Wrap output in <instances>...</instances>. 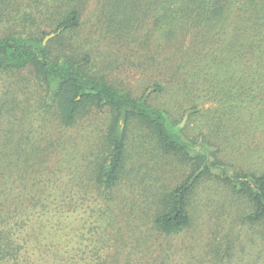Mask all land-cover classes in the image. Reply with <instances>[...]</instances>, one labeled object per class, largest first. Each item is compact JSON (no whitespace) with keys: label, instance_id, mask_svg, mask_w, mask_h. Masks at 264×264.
I'll list each match as a JSON object with an SVG mask.
<instances>
[{"label":"rangeland","instance_id":"1","mask_svg":"<svg viewBox=\"0 0 264 264\" xmlns=\"http://www.w3.org/2000/svg\"><path fill=\"white\" fill-rule=\"evenodd\" d=\"M94 17L90 4L78 28L48 39L53 57L89 55L88 73L135 98L161 85L148 102L185 136L216 147L231 169L264 174V67L242 74L227 54L238 45H138ZM16 32L54 26L29 0L0 2V37ZM113 118L104 107L65 126L31 66L0 70V264H264V220L249 222L248 198L207 175L189 196L185 229L154 226L165 194L199 164L162 152L143 122L127 127L119 183L109 194L98 187Z\"/></svg>","mask_w":264,"mask_h":264},{"label":"trees","instance_id":"2","mask_svg":"<svg viewBox=\"0 0 264 264\" xmlns=\"http://www.w3.org/2000/svg\"><path fill=\"white\" fill-rule=\"evenodd\" d=\"M24 0H0L15 5ZM40 21L48 20L54 32L80 26L81 17L92 4L94 19L117 36L138 45H238L229 53L241 73L264 67V0H29ZM31 7V5H30ZM28 15L27 11L24 13ZM52 33V32H50ZM40 36L6 34L0 37V70L31 66L42 84L49 106L65 126L92 109L109 108L114 113L105 135V153L97 164L93 180L108 194L125 174L127 127L132 120L152 129L158 148L180 155L199 166L183 182L165 194L154 226L165 234H176L191 221L189 196L197 181L207 175L228 185L231 191L252 203L246 219L264 220V174L231 169L218 157V149L203 140L184 135L168 112L148 102L162 86H148L140 97L116 88L103 76L87 72L90 56L53 57L49 43ZM222 51L212 50V58ZM225 66H222V69ZM235 68V67H234ZM227 69L224 73L234 70ZM221 77V73H218ZM147 91H150L147 93Z\"/></svg>","mask_w":264,"mask_h":264},{"label":"water","instance_id":"3","mask_svg":"<svg viewBox=\"0 0 264 264\" xmlns=\"http://www.w3.org/2000/svg\"><path fill=\"white\" fill-rule=\"evenodd\" d=\"M60 31L61 29H58L56 32H52L48 34L47 36H45V38L43 39V43L45 44L48 39L54 37L56 34L60 33ZM179 126L182 127V124H180Z\"/></svg>","mask_w":264,"mask_h":264}]
</instances>
